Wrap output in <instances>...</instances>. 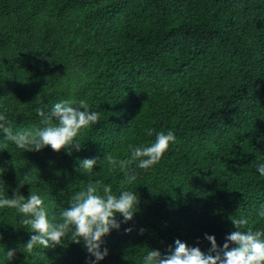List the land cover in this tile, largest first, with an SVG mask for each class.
Wrapping results in <instances>:
<instances>
[{"label":"trees","instance_id":"obj_1","mask_svg":"<svg viewBox=\"0 0 264 264\" xmlns=\"http://www.w3.org/2000/svg\"><path fill=\"white\" fill-rule=\"evenodd\" d=\"M70 97L85 99L100 121L71 155L50 146L0 151L9 196L32 188L57 214L89 179L77 158L125 159L129 144L155 139L148 127L176 135L158 164L138 170L139 211L104 237L109 254L99 264H142L150 248L165 255L176 239L207 251L205 234L222 246L233 215L264 228L256 170L264 160V0H0V111L14 128L29 127L43 105ZM101 163L92 179L129 186L118 167ZM32 169V185H19ZM0 235L17 248L8 264H89L82 241L19 251L30 233L14 209L0 210Z\"/></svg>","mask_w":264,"mask_h":264},{"label":"clouds","instance_id":"obj_2","mask_svg":"<svg viewBox=\"0 0 264 264\" xmlns=\"http://www.w3.org/2000/svg\"><path fill=\"white\" fill-rule=\"evenodd\" d=\"M37 111L40 123L21 128H14L8 115L0 111V151L7 149L13 153V148L20 152L40 151L50 146L55 151L63 148L71 155L73 149L80 151L84 146L80 133L100 121L98 111L92 109L85 99L75 97L58 100L50 107L43 105ZM144 132L148 137L155 134V139L150 143L129 144L125 159L111 153H106L103 158L111 169L119 168L128 187L121 185L119 190H114L112 183L92 179V174L101 172L94 171V168L103 160L97 157L77 158L79 170L87 173L89 179L73 191L68 201L70 207L59 209L57 214L49 211L46 197L40 191L31 188L30 195L25 197L15 189V195L9 196L2 175L4 169L0 168V210L14 209L18 223L30 233V238L18 245L19 251L26 254L38 248H55L68 242L82 241L90 254L89 264H99L104 260L109 254V249L103 247L104 237L112 230L120 229L122 223L132 220L139 211L140 196L134 191L138 170L153 168L176 142V135L170 128L156 131L148 127ZM256 170L264 176V160L257 163ZM34 177L32 169L20 178L19 185H32ZM118 214L122 220L117 219ZM230 219L234 230L226 235L222 246L217 243L215 235L209 234H205L211 242L207 251L176 239L175 246H169L165 255L159 249L150 248L142 257V264H264V228H245L248 219L242 215H233ZM125 231L132 229L126 228ZM144 231L140 229L141 233ZM0 245L3 246L0 264H8L16 257L17 248Z\"/></svg>","mask_w":264,"mask_h":264}]
</instances>
